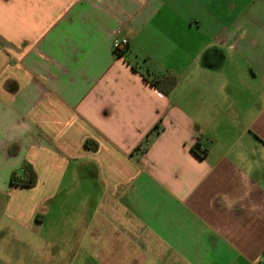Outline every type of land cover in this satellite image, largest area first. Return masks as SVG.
<instances>
[{"label": "crops", "instance_id": "crops-1", "mask_svg": "<svg viewBox=\"0 0 264 264\" xmlns=\"http://www.w3.org/2000/svg\"><path fill=\"white\" fill-rule=\"evenodd\" d=\"M26 189L0 233L47 264H256L264 0H0V193Z\"/></svg>", "mask_w": 264, "mask_h": 264}, {"label": "rangeland", "instance_id": "rangeland-1", "mask_svg": "<svg viewBox=\"0 0 264 264\" xmlns=\"http://www.w3.org/2000/svg\"><path fill=\"white\" fill-rule=\"evenodd\" d=\"M15 192L12 193H0V210L2 209L3 201L9 199L10 197H17L23 200V205L18 208L22 209L23 215L27 216L31 212L32 204L28 201L30 192L28 189L19 190L18 195L15 196ZM26 201V202H25ZM1 214V213H0ZM24 223V222H23ZM9 224V223H8ZM19 225L14 224L13 231H8L7 236L2 239V233H0V245L6 250V253L0 251V263L2 261L8 262V264H47V254L46 251H38L39 254L33 251L32 244V234L25 224ZM61 259V257H60Z\"/></svg>", "mask_w": 264, "mask_h": 264}, {"label": "trees", "instance_id": "trees-1", "mask_svg": "<svg viewBox=\"0 0 264 264\" xmlns=\"http://www.w3.org/2000/svg\"><path fill=\"white\" fill-rule=\"evenodd\" d=\"M154 84L165 94H168L170 90L176 84V77L175 76H161L154 79ZM89 143V140L87 141ZM192 149L199 154L200 156L204 154V150H201L200 144L196 143L193 145ZM36 172L34 168L30 164L24 165L22 168V173H18L14 171L11 175V181L13 183H18L23 186H33L36 184Z\"/></svg>", "mask_w": 264, "mask_h": 264}, {"label": "built area", "instance_id": "built-area-1", "mask_svg": "<svg viewBox=\"0 0 264 264\" xmlns=\"http://www.w3.org/2000/svg\"><path fill=\"white\" fill-rule=\"evenodd\" d=\"M128 40L126 38H116L113 41V47L115 49H120L122 48L123 45L127 44ZM256 264H264V252L261 255V259H259Z\"/></svg>", "mask_w": 264, "mask_h": 264}]
</instances>
